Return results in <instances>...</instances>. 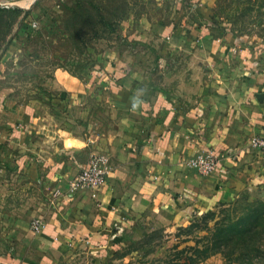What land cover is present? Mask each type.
<instances>
[{
  "label": "rangeland",
  "instance_id": "obj_1",
  "mask_svg": "<svg viewBox=\"0 0 264 264\" xmlns=\"http://www.w3.org/2000/svg\"><path fill=\"white\" fill-rule=\"evenodd\" d=\"M195 50L205 53L196 57L199 63H204L202 58L215 64L208 71L197 72L198 77L214 78L211 74L218 73L213 71L218 66L222 69L220 80L245 75L259 79L251 76V70L264 73V0H0L2 264L12 263L14 257L39 258L44 250L36 244L44 224L48 219L57 220L53 210L61 197L67 203L79 191L69 189L74 178L65 190L57 189L60 179L51 174L50 167L43 168L52 157H67L58 151L62 137L88 130V109L82 107H88L90 100L81 104L78 98L79 102L71 105L75 90H64L58 74L81 82L114 80L122 86V76L138 70L135 81L130 78L128 84L135 88L139 79L143 91H156L169 69L183 70L184 77L195 74V68L188 70L187 66L193 62L190 55ZM83 97L91 99L87 92ZM16 129L28 132L32 145L24 146L21 140L16 143ZM105 185L84 190L95 196ZM245 194L241 192L231 202L245 204ZM220 204L207 210L215 211L216 219L222 216ZM204 213L181 226L155 210L131 222L109 225L105 232L71 235L67 246L56 244L55 253L49 247L46 254L54 255L48 258L52 264H190L194 251L189 247L197 245L200 238L203 246L207 232L195 229L186 234L180 227H187ZM88 235L96 238L85 242ZM226 263L225 256L218 253L200 264ZM263 263L264 257L258 264Z\"/></svg>",
  "mask_w": 264,
  "mask_h": 264
},
{
  "label": "crops",
  "instance_id": "obj_2",
  "mask_svg": "<svg viewBox=\"0 0 264 264\" xmlns=\"http://www.w3.org/2000/svg\"><path fill=\"white\" fill-rule=\"evenodd\" d=\"M202 54L203 50H195L190 55L194 63L189 62L188 70L194 67L195 74L184 77L183 70L169 69L163 88L149 92L143 91L139 79L135 88L128 84L130 78L135 81L138 70L122 76V86L114 80L81 82L58 74L64 90H75L71 105L90 100L88 107H82L88 109V130L62 137L58 151L67 157H52L43 168L53 170L51 174L60 179L57 189L64 190L94 153L107 154L112 171L95 196L92 191L79 190L67 203L61 197L53 210L57 220L48 219L39 234L36 246L44 250L40 257H14L10 264H52L48 258L54 255L48 252V256L47 248L54 252L56 244L67 246L71 235L105 232L109 225L131 222L155 210L182 226L219 203L237 199L241 192L247 193L248 201H264V157L250 145L254 135H264V73L251 70V76L259 77L255 81L249 75L225 81L219 79L222 69L216 66L213 71L218 73L211 74L216 78L198 77L197 72L215 66L202 58L204 63H199L196 57ZM85 92L91 99L83 97ZM14 132L19 133L16 143L32 145L28 132ZM207 150L217 154L219 168L209 175L195 173L188 161ZM63 230L67 234L62 235ZM94 237L88 235L85 242Z\"/></svg>",
  "mask_w": 264,
  "mask_h": 264
},
{
  "label": "trees",
  "instance_id": "obj_3",
  "mask_svg": "<svg viewBox=\"0 0 264 264\" xmlns=\"http://www.w3.org/2000/svg\"><path fill=\"white\" fill-rule=\"evenodd\" d=\"M83 0H79L82 2ZM90 4L95 5L94 1ZM124 13V11H123ZM107 16H104V20ZM118 15L117 18H119ZM103 20V21H104ZM109 21H112L109 19ZM239 205L236 201L221 203V218L216 219L215 211H207L204 215L191 222L187 227H180V232L190 234L195 229L207 232L203 237V246H190L194 256L189 258L190 264H200L210 256L222 253L226 264H258L264 257V201H248ZM211 221H215L213 226ZM203 225V227H202ZM176 264H182L177 261Z\"/></svg>",
  "mask_w": 264,
  "mask_h": 264
},
{
  "label": "built area",
  "instance_id": "obj_4",
  "mask_svg": "<svg viewBox=\"0 0 264 264\" xmlns=\"http://www.w3.org/2000/svg\"><path fill=\"white\" fill-rule=\"evenodd\" d=\"M250 145L258 149L264 157V135H254L250 139ZM189 165L202 175L215 172L220 165L217 154L212 150L200 152L189 160ZM112 171L110 157L105 153H94L81 169L80 173L71 181V191L96 189L105 185ZM37 227V226H36Z\"/></svg>",
  "mask_w": 264,
  "mask_h": 264
},
{
  "label": "water",
  "instance_id": "obj_5",
  "mask_svg": "<svg viewBox=\"0 0 264 264\" xmlns=\"http://www.w3.org/2000/svg\"><path fill=\"white\" fill-rule=\"evenodd\" d=\"M28 10H29V9L26 10L25 14H27Z\"/></svg>",
  "mask_w": 264,
  "mask_h": 264
}]
</instances>
